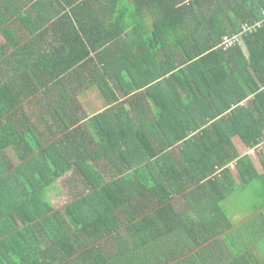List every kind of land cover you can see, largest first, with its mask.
Returning a JSON list of instances; mask_svg holds the SVG:
<instances>
[{
	"label": "trees",
	"instance_id": "16d2710c",
	"mask_svg": "<svg viewBox=\"0 0 264 264\" xmlns=\"http://www.w3.org/2000/svg\"><path fill=\"white\" fill-rule=\"evenodd\" d=\"M57 2L0 0V264H243L244 243L213 240L228 193L253 194L233 138L264 137V25L221 44L262 19L264 0H112L108 18ZM143 89L154 104L133 118L118 91ZM88 92L102 113L85 110ZM162 131L200 159L161 160ZM188 181L209 196L180 201Z\"/></svg>",
	"mask_w": 264,
	"mask_h": 264
},
{
	"label": "crops",
	"instance_id": "0c3cea01",
	"mask_svg": "<svg viewBox=\"0 0 264 264\" xmlns=\"http://www.w3.org/2000/svg\"><path fill=\"white\" fill-rule=\"evenodd\" d=\"M38 1H41V3H45L48 4L49 6H53L54 8L56 7V4L58 3L57 0H32V2H34V5H36V3ZM68 1H74V2H78V3H82L84 2L85 6L88 8H97L98 9V15L100 14V11L103 12V14L106 12V6H108V4H110L109 2H111L112 0H68ZM74 6V4H73ZM67 5L68 10L71 12H73L74 7ZM36 8L33 7L32 9L29 7H25L23 8L24 11L29 12V14H31L30 16L33 17L34 19L37 18V11L35 10ZM70 12V13H71ZM104 17L108 18L111 16H108L106 14H104ZM72 20V19H71ZM148 69H151L150 67L147 66ZM149 77H147V75H145V79H148ZM168 78V77H167ZM127 84H123V86ZM144 91V92H143ZM118 92H123L121 94V100L118 101V105H125L128 113H131L132 117L134 118V112L136 111L137 114L140 113L141 111V107L143 106V104L146 106V108L153 106L154 101L151 98V96L148 94L147 89H143L137 92H133V93H127L125 91H118ZM89 95H96L98 99H101L104 101V98L100 95L99 92H88L85 93V95L82 97V101L84 104V108L85 110L89 113L90 116L96 114V113H102V111H96L93 107L94 105V100L88 98ZM139 96L138 99L136 100H131V98ZM105 104V101H104ZM135 110V111H134ZM127 116L125 115V118ZM137 119V117H136ZM199 131L198 130H194L191 132V134L193 136L195 135H199ZM157 134H160L159 132H157ZM161 137H155V142L154 144H150L152 146H154L155 148L157 147H161L162 148V153L160 155V159L163 161H174V160H181L183 162H185L186 159L189 158L193 160L194 159H200L199 157V152H197V149L193 150L192 152L194 153H190L187 152V149L182 150L181 152L179 150H177V145L179 144L181 147L184 144V141H178L176 146H172L171 145V141L170 139H167L165 137L166 134H164V132L162 131L161 133ZM153 139L154 141V136H151L150 139ZM234 141V145L237 147V150L239 152V154L244 157L247 156L250 158V162L253 163L255 169H256V173L257 176L253 182V186L250 187L251 191L253 192L254 195V199L255 201L253 203H256L255 207H259V210L256 211H247V205H243V204H237V201L239 200L240 196H238V194L236 193H228V197L227 199L223 202L222 207L224 210V215H222L220 217H218V222H220L222 224V229H226V233L220 234L219 237L217 236L216 241L218 242L220 245L223 246V248H225L227 246V239H230L236 244L240 243H244V249H243V255L247 254L246 256L248 257L246 261H243V264H264V181L260 178L263 173H264V167L262 164V160L264 159V152L259 153L256 151H253L251 147H248L244 144V142L240 139V138H233ZM169 145V146H168ZM171 145V146H170ZM179 146V147H180ZM192 146V145H191ZM148 149V148H147ZM252 150V151H251ZM233 149H230V157L233 156ZM187 155L186 159H183V157H181L183 154ZM195 155H197V158H195ZM199 156V157H198ZM181 157V159H180ZM207 159H213V156H211L210 158ZM200 161V160H198ZM235 166L236 163L232 162L230 164H227L225 166V168H230L231 169V173H235L234 175H237L238 172H236L235 170ZM224 168V167H223ZM197 170H192L189 172V179L190 177H194L197 174H194V172ZM185 177H187L188 175L185 173L184 174ZM228 179H230V177L225 178L222 182L220 181V183L217 186V190H218V194L214 197L215 200H213V204L214 206L217 204L219 197H221L223 191L227 188H229V182ZM197 185H191L190 182L188 181L185 184V188L183 192H180V195L178 196V198L184 201V198L192 195L191 199H198V198H202V196H209V192L206 190L203 191H199L198 190ZM197 188V189H195ZM212 186L208 187V190L212 189ZM197 192V196L194 195V193ZM183 193H184V198H183ZM235 200V201H234ZM249 208L251 207V204L248 205ZM216 207V206H215ZM240 207V208H237ZM219 208V207H217ZM241 211V212H240ZM244 211V212H243ZM235 212H239L237 214H235ZM250 213V214H249ZM247 216V217H246ZM231 229V230H229ZM254 233V234H253ZM254 243V244H253ZM253 255V256H252ZM211 264V262H210Z\"/></svg>",
	"mask_w": 264,
	"mask_h": 264
},
{
	"label": "built area",
	"instance_id": "2783aa9c",
	"mask_svg": "<svg viewBox=\"0 0 264 264\" xmlns=\"http://www.w3.org/2000/svg\"><path fill=\"white\" fill-rule=\"evenodd\" d=\"M262 19L254 23H246L241 27V32L233 37H225L221 47L224 49L232 48L243 42L244 37L257 33L264 25V10H262ZM264 92V86L261 88ZM255 151H264V137L258 142V145L254 147Z\"/></svg>",
	"mask_w": 264,
	"mask_h": 264
},
{
	"label": "rangeland",
	"instance_id": "374dc122",
	"mask_svg": "<svg viewBox=\"0 0 264 264\" xmlns=\"http://www.w3.org/2000/svg\"><path fill=\"white\" fill-rule=\"evenodd\" d=\"M90 99L94 100V109L95 112L96 111H102L105 108V104L104 101L101 99H98L96 95H89ZM252 151V150H251ZM63 180L60 181V185L57 186V189H55V191H53V194H51L52 199L58 203L60 206H63L65 204V200L66 198L64 197V191L61 190V188L63 187L62 185ZM61 190V191H60ZM235 201V200H234ZM255 201L254 199V195L249 192V190H246L244 192H242L239 200L237 201V204H243V205H247L248 210L247 211H252L251 208H249V204H253V202ZM238 208V207H237ZM241 212V211H240ZM244 212V211H243ZM239 212H235V214H237ZM252 213V212H251ZM250 214V213H249Z\"/></svg>",
	"mask_w": 264,
	"mask_h": 264
},
{
	"label": "clouds",
	"instance_id": "9594fccd",
	"mask_svg": "<svg viewBox=\"0 0 264 264\" xmlns=\"http://www.w3.org/2000/svg\"><path fill=\"white\" fill-rule=\"evenodd\" d=\"M252 150H253V148H252ZM253 151H255V150H253Z\"/></svg>",
	"mask_w": 264,
	"mask_h": 264
}]
</instances>
